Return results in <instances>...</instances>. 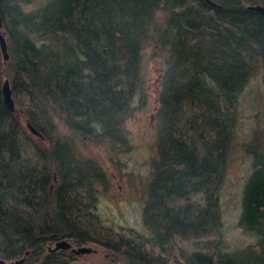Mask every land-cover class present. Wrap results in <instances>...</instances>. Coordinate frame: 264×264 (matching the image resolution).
<instances>
[{"label": "trees", "instance_id": "1", "mask_svg": "<svg viewBox=\"0 0 264 264\" xmlns=\"http://www.w3.org/2000/svg\"><path fill=\"white\" fill-rule=\"evenodd\" d=\"M34 1L0 0L10 51L5 63L0 44V256L68 264L70 248L50 249L66 237L103 246L118 264H264L260 130L247 144L254 162L238 219L254 242L225 248L221 198L240 91L257 66L264 78V12L248 7L264 0ZM148 47L165 60L158 155L145 230L128 232L95 209L110 180L78 140L132 149L126 122L145 102L135 105ZM7 77L43 136L7 105Z\"/></svg>", "mask_w": 264, "mask_h": 264}, {"label": "rangeland", "instance_id": "2", "mask_svg": "<svg viewBox=\"0 0 264 264\" xmlns=\"http://www.w3.org/2000/svg\"><path fill=\"white\" fill-rule=\"evenodd\" d=\"M35 0L30 6H36ZM42 1V0H41ZM152 49H146V60L143 65L144 84L141 93L135 99V105L142 102L140 109L127 119L130 129L132 149L120 152V145L112 147L109 141L96 143L89 140H78L82 155L97 158L105 168L110 183L107 187H97L98 200L96 210L105 222L117 230L136 232L144 231L143 207L147 198L146 186L152 178L154 169L152 160L158 155L157 110L160 105V93L163 85L165 60L152 57ZM236 127L232 149L228 158L225 183L221 191L223 207L222 236L227 249H234L255 238L239 226L238 219L242 211L243 187L253 170L254 153L248 150L247 144L260 130L262 149L264 151V78L262 68L257 66L249 80L240 91L236 107ZM23 122L28 125L24 114ZM62 132L71 134L68 126L57 119ZM188 248L194 247L193 240H179ZM55 243H53L54 245ZM96 251L77 255L68 264H118L105 248L96 243H88Z\"/></svg>", "mask_w": 264, "mask_h": 264}, {"label": "water", "instance_id": "3", "mask_svg": "<svg viewBox=\"0 0 264 264\" xmlns=\"http://www.w3.org/2000/svg\"><path fill=\"white\" fill-rule=\"evenodd\" d=\"M210 2L214 3L213 0H209ZM248 7L251 9H256L259 11L264 12V4L262 3H250L248 4ZM3 18L0 11V44L2 48V53L4 57V62L7 63L10 58V51H9V43H8V37L6 34V31L3 28ZM3 91H4V98L9 106V108L13 111H16L19 115L22 114V109H20L17 106V103L15 101V98L13 96L12 86L10 78H6L4 80L3 84ZM28 126L31 128V130L40 135L43 136L42 133L28 120L27 121ZM59 248H70L75 254L81 255L86 252L96 251V248L90 244H74L69 238H60L55 241L54 245L50 246V249H59ZM28 253V251L26 252ZM26 259V254L14 258V259H6L0 256V264H23V262ZM123 264H126L123 262Z\"/></svg>", "mask_w": 264, "mask_h": 264}, {"label": "flooded vegetation", "instance_id": "4", "mask_svg": "<svg viewBox=\"0 0 264 264\" xmlns=\"http://www.w3.org/2000/svg\"><path fill=\"white\" fill-rule=\"evenodd\" d=\"M77 255V254H76Z\"/></svg>", "mask_w": 264, "mask_h": 264}]
</instances>
